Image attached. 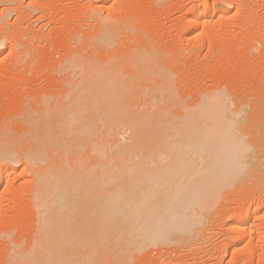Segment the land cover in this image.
<instances>
[{
  "label": "bare ground",
  "instance_id": "1",
  "mask_svg": "<svg viewBox=\"0 0 264 264\" xmlns=\"http://www.w3.org/2000/svg\"><path fill=\"white\" fill-rule=\"evenodd\" d=\"M51 1L0 0V63L12 57L4 75L46 65L31 38L48 22L54 31L74 21L48 65L53 80L0 99L14 105L0 111V264H198L205 256L207 264H245L239 255L264 264V88L241 96L230 80L189 92L187 73L175 72L199 57L220 63L230 42L223 21L232 7L241 17L253 8L182 0L175 25L158 33L155 21L144 22L157 16L159 0L146 14L141 0H86L71 13L74 3H65L59 19L34 29ZM105 5L107 18L94 13ZM247 22L240 33L250 31ZM14 78L1 79L0 90ZM169 249L181 256L166 257Z\"/></svg>",
  "mask_w": 264,
  "mask_h": 264
},
{
  "label": "rangeland",
  "instance_id": "2",
  "mask_svg": "<svg viewBox=\"0 0 264 264\" xmlns=\"http://www.w3.org/2000/svg\"><path fill=\"white\" fill-rule=\"evenodd\" d=\"M23 1V4H26V2L28 1V0H22ZM48 2H49V4H50V1L49 0H47ZM79 1V2H78ZM99 1V2H98ZM100 1L101 0H97V2L98 3H100ZM161 3H159L161 6H160V8L159 7H157V6H155V7H157V9L156 10H158V13H157V16L156 15H151L150 14V16L151 17H149V18H146V21L144 22V24L145 25H149V24H153L154 23V21H155V23H157L156 25H155V23H154V25L155 26H157V28H159V27H163L162 29H164V28H171V26H173V24L175 25V23H176V21L178 20V18H179V12H181V9H182V6H179V4H181V5H183V3L184 2H187L188 0H183L184 2H182V0H170V1H165L166 3H168V4H165V2L163 1V0H159ZM162 1H163V5H162ZM179 1H180V3H179ZM52 2V1H51ZM54 2V3H53ZM53 2H52V4L51 5H53L54 6V9H53V11L51 12V13H47V15H46V17H44V18H42V19H40V20H38L37 21V23H35L34 24V29L36 28V30L38 29V27L40 26V24L41 23H47V20H48V18L50 17V19L51 18H53V19H55V20H57V19H59L58 17L59 16H61V13H62V11L64 10V8L66 7V5H65V3L67 4V5H71V4H73L72 5V7L70 6V13L71 12H73V10L74 9H76L74 6H76L77 4L78 5H80V3H81V5L82 4H84L85 2H86V0H77V1H75L74 0V2H73V0H53ZM56 2H57V4H56ZM61 2V3H60ZM83 2V3H82ZM171 2V3H170ZM177 2V3H176ZM244 3H245V6L247 5V10L246 11H249V9L251 8H253L252 9V11H253V14H252V12L251 11H249V15L250 14H252L250 17H246V15H244V14H247V13H243L242 14V16L244 17H241V15L239 16H235V15H233V13H234V7H232L231 8V10H230V13L227 15L229 18H227L228 20H225V21H223V25L225 26V27H223L222 28V30H221V35L222 34H224V36L226 35V38H229L230 40V42H228V44L230 45H228L227 43H225V44H227V45H225V44H223V45H219L221 48L220 49H223L224 51H226L225 53H227V51H228V53L226 54V56H224V57H226L227 58V60H225V58L223 57V58H221V62L219 63V59L218 58H212V60L211 61H208L207 59V61L205 62V59H204V61H203V58H198L197 59V64H194L195 62L193 61V63H192V60H189V62H188V60L186 61V64H184V66H183V69H181L182 67H180V66H178V68L179 69H181V71H180V73H179V69L177 70L176 68V70H175V72L177 73V75L176 76H178L179 77V75H180V77L181 76H184L183 74H185V73H187V75L185 74V78L184 77H182L183 79H184V82L186 83L185 84V86H186V89L189 91V92H191V91H193V89H195V88H197V87H201V86H203V85H205V86H207V85H216V84H219V82H221L222 81V83L224 82V81H227V82H229V85H230V83H231V81H233V83H231V85H230V87L232 86V87H234V89H233V91L234 90H236V91H238L239 90V93L238 92H236V93H238V94H242V95H244V93L245 94H247L248 96H249V94L247 93V91L249 92H254V90L255 89H257L256 91H257V94H258V90L259 91H261V88L263 87L264 88V22H262V21H264V0H244ZM56 4V5H55ZM140 7H141V11H142V13L144 14H146V13H148L149 12V9H151L152 7H153V5L151 6V0H141V2H140ZM4 4L2 3V2H0V7H2ZM64 5V7H62ZM77 5V6H78ZM103 5V4H102ZM157 5H158V3H157ZM159 6V5H158ZM165 6V7H164ZM62 8V9H59V8ZM69 7V6H68ZM74 7V8H73ZM181 9H180V8ZM249 8V9H248ZM57 9H59L60 11H59V13H58V11H57ZM101 9H102V11H101ZM101 9H99L100 11H94V13H96V14H99V16L101 15V17H103L104 15H107V17H108V15L109 14H106V12H108V9H107V7H106V5L105 6H103V8H101ZM250 9V10H251ZM62 10V11H61ZM72 10V11H71ZM152 10V9H151ZM162 10H164V12L162 11ZM17 11V10H16ZM16 11H14L12 14H11V16H10V19L11 18H13L15 15H16ZM148 11V12H147ZM159 11H161V12H159ZM261 11V12H260ZM18 12V11H17ZM255 12H256V14H255ZM258 12V13H257ZM179 13V14H178ZM260 13V14H259ZM15 14V15H14ZM37 13H35V15H36ZM247 14V15H248ZM260 16H259V15ZM14 15V16H13ZM74 15V14H73ZM82 15V16H81ZM80 16L81 17H83L84 15H83V13L81 14ZM254 15H256V17H254ZM79 16V17H80ZM152 16H154L153 18H152ZM226 16V17H227ZM233 16V17H232ZM260 18H259V17ZM56 17V18H55ZM78 17V15L76 16V17H74L75 19L76 18H78L77 19V21L79 20V19H81V18H79ZM106 16H104L103 18H105ZM106 17V18H107ZM239 17H241V18H239ZM152 18V19H151ZM245 18H249L250 20V22L248 21L247 22V19H245ZM46 19V20H45ZM69 18H66L65 19V23H67L66 24V28L65 27H63L64 29H67V30H64L63 28H59V29H57L58 27H55L54 28V31H53V27H54V25H53V23H49L48 22V24L45 26V27H43V29H42V31H40L39 33H37V36H35L34 38H31L32 40H31V45H32V47H31V45H29L30 47H31V50H32V52L35 54H38V56L36 55V58L38 57V59H39V61L40 60H43L44 59V61H45V59H46V65L44 64V62L42 61L40 64H39V66L38 65H36L35 67H37V68H29L28 69V71H27V69H23L22 71H25V72H23L24 74H22L21 72L22 71H20L19 73H17L18 75H21L20 77L19 76H16L17 74H16V71L13 73V72H11V74L8 72H6L5 71V75L2 73H0V81H1V79L2 80H6V81H8V79H11V78H13V76H15V78L17 77V80L14 78V82H11V85L9 86V85H6V88L3 90H0V99L1 98H6L5 100H7V101H9L8 99L9 98H11V96L13 95V93H15V91H19L20 89H22V88H24V89H22V90H27V89H29L30 91H36V89L38 90V88L40 87V88H42L44 85V83L45 82H47L48 80H49V78H51L52 79V77L54 76H52V74H51V72H50V69L48 68V65L50 64L51 65V63H53L54 62V59L56 60H59L60 59V57L61 56H59L61 53H62V51H63V49L65 48L64 46H66V43H65V39H66V35L67 34H69L68 32H70V29L71 30H73L74 29V21H70V20H72V18L71 19H69ZM263 19V20H262ZM149 20L151 21V23L149 22ZM245 20H246V22L249 24V23H252V24H250L251 25V28H253V29H251L250 28V31L249 32H247V30L244 28L243 30H245V33H244V31H243V33L241 32L240 33V31H242L240 28L241 27H239V25L241 24L242 25V27H243V24L242 23H245ZM252 20V21H251ZM254 20V21H253ZM259 20V21H258ZM92 21V19H90V22ZM148 21V22H147ZM256 21V22H255ZM148 24H147V23ZM224 22H225V24H224ZM241 22V23H240ZM22 23V22H21ZM231 23V24H230ZM240 23V24H239ZM26 23L23 21V25H25ZM50 24V25H49ZM72 24V25H71ZM230 24V25H229ZM235 24H237V25H235ZM254 24V25H253ZM27 25V24H26ZM51 25H53V26H51ZM169 25H171V26H169ZM260 25V26H259ZM67 26H69V27H67ZM238 26V27H237ZM29 27V26H28ZM28 27H25L27 30H24L25 31V34L28 36V35H30L31 36V33H32V27L30 28H28ZM52 27V28H51ZM146 27V26H145ZM233 27V28H232ZM236 27V28H235ZM11 29H12V27H10ZM10 28H9V30H10ZM161 28H159V29H156V31L159 33V32H162V30H161ZM225 28V30H223ZM231 30H230V29ZM238 28V29H237ZM260 28V29H259ZM29 29H31L30 31H29ZM55 29H57V30H55ZM60 30V31H59ZM165 30V29H164ZM228 31V33H227V31ZM256 30V31H255ZM263 32H262V31ZM11 31V30H10ZM61 31H62V33H61ZM231 31V32H230ZM46 32V33H45ZM51 32V33H50ZM56 32V33H55ZM259 32V33H258ZM50 33V34H49ZM60 33V34H59ZM67 33V34H66ZM8 35L9 34H7V36L6 37H8ZM29 36V37H30ZM43 36V37H42ZM53 37L54 38V40H55V44L53 43L52 45H54L53 47H48L47 48V45H43L44 44V42H43V40L46 38V37ZM55 36V37H54ZM58 36L60 37V39L58 38ZM261 37V39H260V37ZM58 38V40L60 41V40H62L63 38V40H62V42L60 43V45L59 44H57L58 42V40H56V39ZM242 38V39H241ZM8 39V38H7ZM7 39H6V45L7 46H9V39H8V41H7ZM235 41H234V40ZM253 40V41H252ZM257 40V41H256ZM237 41V42H236ZM42 42H43V44H42ZM253 42V43H252ZM65 43V44H64ZM64 44V45H63ZM42 45V46H41ZM56 45V46H55ZM59 45V48L57 47ZM45 46V47H44ZM229 46V47H228ZM244 46H246V47H244ZM248 46V47H247ZM255 46V48H253ZM36 47V48H35ZM57 47V48H56ZM183 47L186 49V47L183 45ZM226 47V48H225ZM257 47V48H256ZM38 48V49H37ZM43 48V49H42ZM44 48H46V50L44 49ZM184 48H182V49H184ZM204 48V49H203ZM202 48V52H204V51H206V49L207 48H205V47H203ZM51 49H53V50H51ZM226 49V50H225ZM236 49V50H235ZM241 49V50H240ZM62 50V51H61ZM252 50V51H251ZM3 51L5 52H3V55H6L8 52H6V51H8V47H3ZM183 51V50H182ZM253 51H255V52H253ZM43 52V53H42ZM233 52V53H232ZM236 52V53H235ZM246 52V53H245ZM241 53V54H240ZM42 54H45L46 56L47 55H49V56H47L48 57V59L46 58V57H44V58H42L41 57V55ZM53 54L56 56H53ZM234 54V55H233ZM237 54H239L238 55V57H236L237 56ZM243 54V55H242ZM245 54V55H244ZM58 55V56H57ZM231 55H232V57H231ZM9 56V55H8ZM6 57V59L5 60H3L1 63H0V68L2 67V68H4V69H8L9 67H10V65H11V60H12V57L10 58V57ZM229 57V58H228ZM230 57L231 58H233V60L232 59H230ZM242 57V58H241ZM246 57V58H245ZM255 57V58H254ZM262 57V58H261ZM42 58V59H41ZM236 58V59H235ZM239 58V59H238ZM244 58H245V60H244ZM218 61H217V60ZM49 60V61H48ZM52 60V61H51ZM56 60V61H57ZM224 60V61H223ZM238 60V61H237ZM234 61V62H233ZM244 61V62H243ZM231 62V63H230ZM43 63V64H42ZM192 63V64H191ZM235 63H237V64H235ZM182 64V65H183ZM215 64V65H214ZM210 65V66H209ZM4 66V67H3ZM189 66V67H188ZM234 66V67H233ZM40 67V68H39ZM186 67H187V69H186ZM191 67V68H190ZM46 68V69H45ZM193 68V69H192ZM243 68V69H242ZM38 69V70H37ZM186 69V70H185ZM211 69V70H210ZM232 69V70H231ZM245 69V70H244ZM247 69V70H246ZM30 70V71H29ZM49 70V71H48ZM183 70V71H182ZM190 70L192 71L191 73H190ZM254 70V71H253ZM37 71V72H36ZM189 71V72H188ZM242 71V72H241ZM252 71V72H251ZM222 74H221V73ZM243 72H245V73H243ZM250 72H251V74L253 75V76H249L248 74H250ZM36 73V74H35ZM175 73V74H176ZM181 73H182V75H181ZM45 74V75H44ZM50 74H51V77H49L50 76ZM215 74V75H214ZM228 74L229 75H231V76H229V77H227L228 76ZM250 74V75H251ZM259 74V75H258ZM189 75V76H188ZM213 75H214V79H213ZM225 75H226V77H225ZM6 76V77H5ZM26 78H25V77ZM222 76V77H221ZM247 76V77H246ZM9 77H11V78H9ZM46 77V78H45ZM249 77H250V79H249ZM257 77V78H256ZM20 78H22L21 80H20ZM24 78V79H23ZM37 78V79H36ZM241 78H242V80H241ZM26 79V80H25ZM50 79V80H51ZM182 79V80H183ZM218 81H217V80ZM220 79V80H219ZM221 79H223V80H221ZM228 79H229V81H228ZM257 79V80H256ZM53 80V79H52ZM231 80V81H230ZM245 80V82H246V84H245V82H243ZM249 80V81H248ZM11 80H9L8 82H10ZM27 83H26V82ZM187 81H188V83H187ZM238 81V82H237ZM243 83H242V82ZM258 81V82H257ZM56 82H58V80L56 81L55 80V84L54 85H57L58 83H56ZM216 82V83H215ZM234 82H236V86L234 85ZM14 83V84H13ZM26 85H25V84ZM253 83V84H252ZM259 83H261V84H259ZM21 84H23L22 86H21ZM29 84V85H28ZM188 84V85H187ZM202 84V85H201ZM238 85V86H237ZM241 85V86H240ZM253 85H256V86H254L253 87ZM9 86V87H8ZM19 86V87H18ZM42 86V87H41ZM188 86H190V88L188 87ZM248 88H246V87ZM20 87H22V88H20ZM27 87V88H26ZM188 87V88H187ZM237 87V88H236ZM245 87V88H244ZM17 88V89H16ZM33 88V89H32ZM44 88V87H43ZM42 88V89H43ZM192 88V89H191ZM236 88V89H235ZM241 88V89H240ZM249 88H251L250 90H249ZM191 89V90H190ZM39 90H41V89H39ZM39 90L38 91H36V92H39ZM246 92H245V91ZM252 90V91H251ZM241 91H243V92H241ZM255 91V92H256ZM241 92V93H240ZM234 93H235V91H234ZM251 94V93H250ZM241 95V96H242ZM251 97H252V94L250 95ZM258 96V95H257ZM190 97H192V96H190ZM250 97V98H251ZM257 98V97H256ZM255 98V96L253 97V99L252 100H255L256 99ZM191 99V98H190ZM11 103V104H10ZM7 102V107H11V109L10 108H6V106H5V104H6V101H5V103H3V104H0V105H2V106H4V107H2V106H0V111H5V110H9L10 109V111L12 110V108L14 107V105H13V107H12V104H13V101L12 102ZM3 111V112H4ZM3 112H1V113H3ZM21 179H23V178H21ZM21 179H18L19 181L18 182H20L21 181ZM233 195L232 196H235L236 194L235 193H232ZM235 194V195H234ZM231 196V197H232ZM235 198V197H234ZM233 198H231V201L230 200H228V199H225V200H222V201H224L225 202V204H224V202H222L221 203V201L219 202V204H218V206H221V204H222V208H221V210H223V209H227L228 207H229V209L233 206V203H234V201L232 200ZM230 202V203H229ZM225 205V206H224ZM217 205H216V207L218 208V210H220L219 209V207H218ZM228 209V210H229ZM224 210V211H225ZM256 231V233H257V230H255ZM219 238H217V239H213L214 241H217ZM222 243H223V241H222ZM224 245V244H223ZM229 247V246H228ZM227 247V248H228ZM231 249V248H230ZM170 250H172V249H169L167 252V254H169V255H167L166 254V251L164 252L167 256L166 257H172L173 256V259H175V257H176V259H178V256H181V255H179V251H172V252H175V253H172ZM156 251V250H155ZM228 251H229V249H227V253H225V257H226V259H228L229 258V254H230V252L231 251H229V253H228ZM171 252V253H170ZM171 255V256H170ZM228 255V256H227ZM189 257V256H188ZM243 257V258H242ZM192 258V254H191V256L189 257V259H191ZM205 259H206V256L204 257ZM204 258H202V262H199L198 264H207V262H204L203 261V259ZM234 258H236L235 259V261L237 260V261H239V260H242V261H244L245 262V264L246 263H248V264H254V262L251 260L250 261V258L249 257H246V256H236V257H234ZM193 259V258H192ZM225 259V260H226ZM136 260H137V262L139 261V263H137L136 262ZM133 261H135V263L133 262ZM133 261L131 262V263H133V264H140V262H141V259H139V258H137V259H133ZM208 264H224V262L223 261H221V262H216L215 263V261H211V263H208Z\"/></svg>",
  "mask_w": 264,
  "mask_h": 264
}]
</instances>
